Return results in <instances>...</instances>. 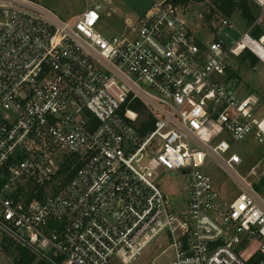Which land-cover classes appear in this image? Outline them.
Returning <instances> with one entry per match:
<instances>
[{"label":"built area","instance_id":"2783aa9c","mask_svg":"<svg viewBox=\"0 0 264 264\" xmlns=\"http://www.w3.org/2000/svg\"><path fill=\"white\" fill-rule=\"evenodd\" d=\"M100 8L0 0L1 233L46 264H132L162 239L171 264H264V169L232 151H264V110L228 77L244 50L264 64V40L201 42L169 0L105 36Z\"/></svg>","mask_w":264,"mask_h":264},{"label":"rangeland","instance_id":"374dc122","mask_svg":"<svg viewBox=\"0 0 264 264\" xmlns=\"http://www.w3.org/2000/svg\"><path fill=\"white\" fill-rule=\"evenodd\" d=\"M35 1L64 20L76 17L90 8L94 2H99L101 5V21L98 30L105 36H111L122 32L129 22L134 21L135 17L145 13L151 7L154 0H110L108 4L102 0ZM246 2L250 12L257 20L252 27L247 24L240 11L236 10L232 17L234 28L232 30L226 27L221 28V22L227 20V18L220 13L211 0L189 4L182 9L183 12L178 15V18L190 27L199 41L209 42L213 40L216 37L215 31H218L219 37L225 43V46L231 47L242 36L243 32H247L249 29V36L255 31L256 27H258L257 32H260L261 28L264 33V13L257 15L250 1L246 0ZM209 15L211 16L209 22L205 21L206 16ZM230 25L232 24L230 23ZM260 46L264 49V45ZM246 52H249L253 58H256L250 51L244 50L237 58H233L230 62V70L236 75L238 80L234 91L236 95L242 98L256 96L261 110H264V64L257 59L256 64L251 67L248 61L241 58ZM232 151L240 154L246 166L257 164L260 168L264 169V151L256 143L245 141V143L238 144ZM241 171L238 170V172ZM207 173L217 183L216 186L218 188L220 185H223L221 189H218L220 193L224 195L226 191H234L221 172L209 166ZM158 181L162 185L164 194L170 203L181 200L184 178L180 174H164ZM3 237L0 231V242ZM168 246L169 244L166 240H157L132 264H171L173 253L168 249ZM11 262L12 258L4 254L0 249V264H11Z\"/></svg>","mask_w":264,"mask_h":264},{"label":"trees","instance_id":"16d2710c","mask_svg":"<svg viewBox=\"0 0 264 264\" xmlns=\"http://www.w3.org/2000/svg\"><path fill=\"white\" fill-rule=\"evenodd\" d=\"M171 3L175 4L176 6H180L181 8H184L188 6L191 3H202L205 0H169ZM213 2V5L217 7V9L220 11V13L226 17L230 18L234 11L238 10L240 11L242 17L246 20L247 24L252 27L254 26V23L256 21L253 14L250 12V9L247 5L246 0H211ZM210 15L206 16V20H210ZM257 27L255 28V31L251 33V37L254 40H259L263 35L260 34V32H257ZM243 60H246L249 62V65L253 67L256 62L257 58H253L252 55L249 52H246L243 56H241ZM228 77L232 79L234 82L236 81L238 84L237 77L234 73L228 72ZM236 84V85H237ZM263 188L264 191V177L261 180L260 186L257 187V189ZM0 249L4 254L7 256H10L12 258L11 264H46L42 261L36 260L34 255H32L27 250L19 247L16 245L12 240L8 239L7 237H3L0 242ZM255 261H251L249 264H255Z\"/></svg>","mask_w":264,"mask_h":264},{"label":"crops","instance_id":"0c3cea01","mask_svg":"<svg viewBox=\"0 0 264 264\" xmlns=\"http://www.w3.org/2000/svg\"><path fill=\"white\" fill-rule=\"evenodd\" d=\"M250 1V4H251V6L253 7V9H254V11H255V13L258 15L259 13H260V11H259V9H258V7L251 1V0H249ZM234 13V12H233ZM108 15V14H107ZM232 17H233V14H232V16L230 17V18H227V21H228V23L230 22L232 25V29L234 28V25H233V23H232ZM245 20V19H244ZM246 21V20H245ZM257 21V20H256ZM229 23V24H230ZM259 23V22H258ZM258 28V27H257ZM231 29V30H232ZM219 30H221V29H219ZM215 33H216V37L214 38V39H221L220 37H219V32L218 31H215ZM245 32H243V34H244ZM260 34H262L263 36L261 37L263 40H264V33H263V31H262V29L260 28ZM240 37V36H239ZM238 37V38H239ZM222 40V39H221Z\"/></svg>","mask_w":264,"mask_h":264},{"label":"bare ground","instance_id":"6f19581e","mask_svg":"<svg viewBox=\"0 0 264 264\" xmlns=\"http://www.w3.org/2000/svg\"><path fill=\"white\" fill-rule=\"evenodd\" d=\"M262 48H261V46H257V49H255V50H253L257 55H262Z\"/></svg>","mask_w":264,"mask_h":264},{"label":"water","instance_id":"95a60500","mask_svg":"<svg viewBox=\"0 0 264 264\" xmlns=\"http://www.w3.org/2000/svg\"><path fill=\"white\" fill-rule=\"evenodd\" d=\"M237 84V82L235 81L234 83H233V86H235Z\"/></svg>","mask_w":264,"mask_h":264}]
</instances>
